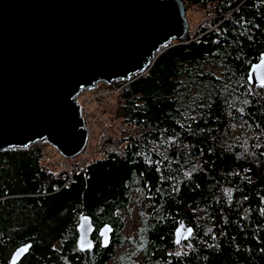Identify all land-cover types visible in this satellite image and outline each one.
<instances>
[{"label": "trees", "instance_id": "trees-1", "mask_svg": "<svg viewBox=\"0 0 264 264\" xmlns=\"http://www.w3.org/2000/svg\"><path fill=\"white\" fill-rule=\"evenodd\" d=\"M181 1L211 21L119 95L117 116L135 132L110 137L68 185L40 159L42 145L0 150V264L26 244L18 264H108L137 202L147 264H264V88L248 82L264 54V0ZM82 215L93 224L88 250ZM181 224L192 234L177 244Z\"/></svg>", "mask_w": 264, "mask_h": 264}, {"label": "water", "instance_id": "water-1", "mask_svg": "<svg viewBox=\"0 0 264 264\" xmlns=\"http://www.w3.org/2000/svg\"><path fill=\"white\" fill-rule=\"evenodd\" d=\"M186 14L181 0H0V150L46 141L64 157H76L89 139L79 92L144 72L186 37ZM260 78L264 54L248 73L253 87ZM187 229L179 226L177 244L189 237ZM78 230L79 249H90V217L81 216ZM112 234L110 225L100 229L102 247ZM29 249L19 247L10 263Z\"/></svg>", "mask_w": 264, "mask_h": 264}, {"label": "rangeland", "instance_id": "rangeland-1", "mask_svg": "<svg viewBox=\"0 0 264 264\" xmlns=\"http://www.w3.org/2000/svg\"><path fill=\"white\" fill-rule=\"evenodd\" d=\"M186 11V18L189 23L187 34H194L201 25L209 24L211 21V17L203 9L196 7L187 8L186 6ZM97 85L92 90H84L78 96L79 105L82 106V110L84 109L83 112H85L87 127L90 132L88 155L84 153L78 154L79 156L77 155L76 158L78 161L79 159L94 160L95 157L101 154L102 150L106 149V141L110 137L122 136L121 133L124 131V128L118 125L120 122L122 123L117 116V104L120 99L115 95L116 93L112 94V84L100 82ZM238 131L239 127H235L232 133H237ZM36 145L44 147L43 153L46 156L42 162L55 171H60L62 167L57 163L60 160L63 161L61 153L46 141H39L31 146L34 147ZM102 154L98 158H101ZM141 208L142 206L137 202L133 204L130 214L126 215L124 228L120 232V237L123 241L116 244L115 257L108 264H147L146 257L140 249ZM125 253L131 254L127 260L120 261ZM149 264L155 263L150 261Z\"/></svg>", "mask_w": 264, "mask_h": 264}, {"label": "built area", "instance_id": "built-area-1", "mask_svg": "<svg viewBox=\"0 0 264 264\" xmlns=\"http://www.w3.org/2000/svg\"><path fill=\"white\" fill-rule=\"evenodd\" d=\"M152 65V64H151ZM150 65V66H151ZM149 66V67H150ZM148 67V68H149ZM147 68V69H148ZM147 69L144 71V72H142V73H140V74H143V73H145L146 71H147ZM139 75V74H138ZM137 75H133V76H130L129 78H127V79H122V80H119V81H116V82H114V83H112V85H111V91H112V94H115V95H117L118 97H119V95L121 94V93H123V90L125 89V88H128V85L135 79V77H136ZM98 85H94V86H92V87H90V88H83L80 92H79V94L77 95V97L84 91V90H92L93 88H95V87H97ZM111 97V96H110ZM77 101H78V98H77ZM78 103H79V101H78ZM80 109H81V115H82V118H83V121H84V126H85V128L87 129V131H88V134H89V139H90V132H89V130H88V125H87V120H86V117H85V112H83V110H82V106H80ZM120 127H122V128H124L127 132H135L136 130H137V127H136V125H125L123 122L121 123H119L118 124ZM89 139H88V142H87V144H86V146H85V148H84V150L80 153V154H82V153H84V154H86V155H88V143H89ZM103 151L104 150H102V152H101V154L103 153ZM59 152V151H58ZM79 154V155H80ZM95 154V153H94ZM100 154V155H101ZM61 155V154H60ZM78 155V156H79ZM100 155H98V156H100ZM45 156L46 155H44V153L40 156V159H42V160H44L45 159ZM62 157H63V161H61L60 160V162H58L57 164L60 166V167H62V169L56 174V176L58 177V176H62V177H64V179H65V185H68V184H70V183H72V182H74L75 181V178H76V175H78L79 173H81L82 171H84V170H86L87 169V166H88V163L90 162V160H86V159H79V161L76 159L77 158V156L76 157H74V158H67V157H64L63 155H61ZM98 156L97 157H95L94 159H96V158H98ZM71 159H74V160H71Z\"/></svg>", "mask_w": 264, "mask_h": 264}, {"label": "snow or ice", "instance_id": "snow-or-ice-1", "mask_svg": "<svg viewBox=\"0 0 264 264\" xmlns=\"http://www.w3.org/2000/svg\"><path fill=\"white\" fill-rule=\"evenodd\" d=\"M259 86L260 87H262V88H264V78H260V83H259ZM228 195H229V197L231 196V193L229 192L228 193ZM110 231V229H105L104 230V232L103 233H101V235H104V237H105V243H107V240H108V237H107V232H109ZM187 233H188V235L190 236L191 234H192V230L191 229H187ZM180 236H181V232H178L177 233V243H179L180 242ZM185 238H187V236L185 237ZM81 244L83 245L84 244V241L82 240L81 241ZM88 247L89 248H91V244H88ZM21 251L23 252V251H27V249H21ZM17 255H19V253H17Z\"/></svg>", "mask_w": 264, "mask_h": 264}, {"label": "bare ground", "instance_id": "bare-ground-1", "mask_svg": "<svg viewBox=\"0 0 264 264\" xmlns=\"http://www.w3.org/2000/svg\"><path fill=\"white\" fill-rule=\"evenodd\" d=\"M98 84H100V83H98ZM97 85V84H96ZM76 98H78V97H76Z\"/></svg>", "mask_w": 264, "mask_h": 264}]
</instances>
